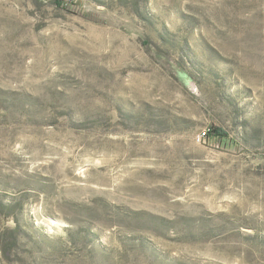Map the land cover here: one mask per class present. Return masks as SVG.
Listing matches in <instances>:
<instances>
[{"label": "rangeland", "instance_id": "1", "mask_svg": "<svg viewBox=\"0 0 264 264\" xmlns=\"http://www.w3.org/2000/svg\"><path fill=\"white\" fill-rule=\"evenodd\" d=\"M0 264H264V0H0Z\"/></svg>", "mask_w": 264, "mask_h": 264}, {"label": "trees", "instance_id": "2", "mask_svg": "<svg viewBox=\"0 0 264 264\" xmlns=\"http://www.w3.org/2000/svg\"><path fill=\"white\" fill-rule=\"evenodd\" d=\"M3 208V207H2ZM4 210V209H3ZM21 233V229L20 228H17L15 229L14 231H10L7 233V235L5 236L7 239H6V248L5 250L10 252V251H15L18 247V243H19V235ZM5 240V239H4Z\"/></svg>", "mask_w": 264, "mask_h": 264}]
</instances>
